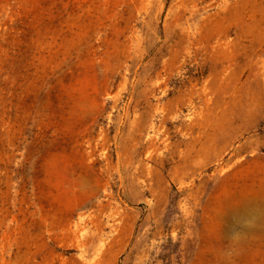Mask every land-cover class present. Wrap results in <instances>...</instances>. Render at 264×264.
Segmentation results:
<instances>
[{"label":"rangeland","instance_id":"1","mask_svg":"<svg viewBox=\"0 0 264 264\" xmlns=\"http://www.w3.org/2000/svg\"><path fill=\"white\" fill-rule=\"evenodd\" d=\"M0 264H264V0H0Z\"/></svg>","mask_w":264,"mask_h":264}]
</instances>
